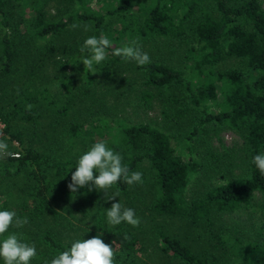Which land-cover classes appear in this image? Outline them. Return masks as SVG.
Here are the masks:
<instances>
[{"label":"trees","instance_id":"trees-1","mask_svg":"<svg viewBox=\"0 0 264 264\" xmlns=\"http://www.w3.org/2000/svg\"><path fill=\"white\" fill-rule=\"evenodd\" d=\"M74 1L78 8H72L69 13L61 11L59 19L49 20L45 11L47 0H0V120L9 141L18 143L9 147L18 157L7 156L3 160L0 191L10 179H22L17 196L13 191L5 193L0 210L15 211L18 218L28 220L22 228L10 227L0 240L9 233H24V227H37L38 233H43L41 239L36 240L32 233L27 236L38 245L44 244L48 254L42 264L50 262L60 252L69 250L72 243L64 244L60 233L50 225L46 229L41 225L48 223L52 215H60L57 211L60 195L71 199L92 192L95 196L92 202L96 204V231L114 248V264H137L138 252L144 251L142 241L127 222L115 226L108 223L107 210L113 203L108 200L109 196L105 198V193L98 192L95 187L89 190V186H85L76 193L68 188L77 166V156L112 131L118 140L107 146L123 157L122 163L130 172L144 160L154 170L156 194L150 201V209L155 214L195 226L204 225L208 240L227 242L226 233H210L214 226L212 214L236 211L256 193L264 194V173L252 162L255 155L264 152L262 0H209L214 3L213 10L202 8L206 0H142L138 13L133 11L137 7L135 0ZM115 18L119 19L113 26L110 22ZM73 24H87L91 36L105 35L111 41L112 47L106 49V58L101 62L104 70L110 69L107 64L125 61L113 54L114 49L123 47V42L134 40L136 36L145 40L168 36L195 42L196 45L186 50L190 76L152 61L144 66L137 65V68L146 75V85L160 89L178 86L186 92L189 101L180 104V96L174 98L167 103L166 115L169 116L172 109L176 116L183 117L192 107H200L204 124L215 122L241 131L248 160L246 176L214 185L197 198L188 200L186 189L201 165L178 153L167 133L148 124L127 126L120 123L115 128L102 118L86 127L85 117L77 116L82 110L74 107L80 96L73 93L71 79L61 77L66 78L62 84L65 91L58 97L49 87L33 84V77L47 69L50 61L59 63L53 59L58 54L81 53L84 42L78 39L75 33L78 28L73 29ZM84 53L90 56L89 52ZM229 58L238 59L241 66L215 68L217 63ZM16 75L21 80H15ZM94 80L92 72L87 70L83 94H89ZM153 98L149 90L140 94L147 105ZM211 105L218 108L211 109ZM49 113L55 114L59 120L57 124L63 125L60 121H64L66 135L63 139L59 137L48 149H41L36 147L37 129ZM80 139H90V143L85 144ZM130 188L121 179L111 190L127 195ZM11 198L19 200L15 210L8 203ZM154 234L159 250L181 264H220L214 254L196 252L177 234L163 230L161 225ZM17 235L23 242L22 235ZM229 245L234 255L247 254L244 264H264L263 248L254 250L253 254L244 246L237 247L235 241Z\"/></svg>","mask_w":264,"mask_h":264},{"label":"rangeland","instance_id":"rangeland-1","mask_svg":"<svg viewBox=\"0 0 264 264\" xmlns=\"http://www.w3.org/2000/svg\"><path fill=\"white\" fill-rule=\"evenodd\" d=\"M142 0H135L137 5L134 12L138 13L139 3ZM264 7V0H262ZM202 8L213 10L214 3L206 0L202 2ZM72 8H78V3L73 0H47L45 11L49 20L60 18L61 11L69 13ZM119 18H115L110 23L114 26ZM75 33L80 41H85L91 36V29L84 30L81 25ZM129 34L126 32V35ZM72 39V37L70 38ZM135 41L142 47V50L149 54L152 62L163 63L182 70L186 75H191V69L186 61V50L196 45L191 39H173L168 36H157L145 40L136 36ZM133 40H126L123 46L130 44ZM88 52V51H87ZM29 56V55H28ZM83 57H88L85 53L58 54L53 59L59 63L50 61V65L43 72L33 77V84L40 87H49L52 94L59 96V93L65 91L63 81L71 79L73 93L77 92L80 97L76 100L75 108L81 109L86 122V127L94 124L97 118L107 120L112 127L117 128L120 123L127 126L148 124L167 133L172 141L176 151L184 157L197 160L200 163L199 173L193 176L186 189V198L188 200L197 198L214 185H219L229 180H241L247 174V158L244 151V138L242 132L224 125L211 122L204 124L202 122V108H194L186 116H176L172 109L169 116L164 113L168 109L167 103L172 102L174 98L180 96V104H186L189 99L186 98V92L181 87L155 88L145 84V74L137 68L134 61L125 60L117 64L109 65V70L101 67L103 64H95L93 68L95 73L90 70L95 78V82L90 84L89 94H83L84 85H86L87 69L82 62ZM241 62L236 58H229L216 64L217 70L227 68H239ZM66 77L65 79L61 78ZM15 80H21L17 75ZM88 85V84H87ZM144 90H149L154 95L150 104H145L140 99V94ZM3 92V91H2ZM1 92V93H2ZM62 96V95H61ZM220 99H222L220 97ZM178 105V104H177ZM211 105V109H216ZM61 120V119H60ZM59 120L55 118L54 113H49L42 118V122L37 129L38 139L36 147L48 149L59 137L62 139L64 133L63 125L57 124ZM3 123L0 125V139L4 140L8 146L18 145L17 142L11 143L9 137L4 133ZM201 132H198V131ZM114 133V132H113ZM116 133H114L115 135ZM87 138V137H86ZM83 143H90V139H80ZM113 137L112 131L106 135L102 141L106 144L117 141ZM85 148L81 155L88 151L91 146ZM79 146V145H78ZM13 151V150H12ZM16 156L18 157L17 152ZM80 155V156H81ZM77 156L76 159H79ZM0 159V169L3 164ZM134 171L141 172L142 183L130 185V192L127 195H118L115 201L120 202L124 207L134 209L136 216L141 223L138 227L131 226L138 234L144 246V251H139V260L137 264H181L178 260L172 259L169 255L159 250L154 233L156 228L161 225L163 230L169 233L177 234L184 242L192 247L198 253L214 254L220 264H244V256L247 254L239 253L234 255L229 242L235 241L236 246L241 249L242 246L248 248L254 254V250L264 249V194L256 193L250 201L243 204L239 209L229 213H213L214 226L210 233H226L227 242L211 241L206 237V227L204 225L195 226L181 219H171L159 216L150 209V201L156 194L155 173L151 165L142 161ZM7 185L0 191V204L5 202V193H15L22 184L21 178H12L6 182ZM103 191L104 190H98ZM92 192H84L73 196L71 199L60 195L57 204V211L60 215L51 216L48 223L41 227L46 229L49 225L61 234V240L64 244L73 243L76 240L90 239L101 234L96 231L95 211L96 204L92 202L95 196ZM115 192L107 190L105 198L111 197ZM30 200V198H29ZM18 198L8 199L9 205L15 210L18 204ZM37 227H24L22 235L23 242L35 245L37 255L30 264H42L47 257V250L44 244L32 241L27 233L35 235V239H41L42 234L38 233ZM218 243V245H215ZM248 262V261H247ZM0 264H4L0 258ZM249 264V263H247Z\"/></svg>","mask_w":264,"mask_h":264},{"label":"clouds","instance_id":"clouds-1","mask_svg":"<svg viewBox=\"0 0 264 264\" xmlns=\"http://www.w3.org/2000/svg\"><path fill=\"white\" fill-rule=\"evenodd\" d=\"M79 27H81L79 24L72 25L73 29ZM84 30H90V26L85 24ZM110 47H112L111 41L105 35L88 37L80 48L81 53L85 51L90 53V56L82 58L85 69L95 73L94 63H101L106 58V49ZM113 54L125 60L134 61L138 66L151 62L149 54L144 52L135 40L128 45L115 48ZM16 155L10 152L8 144L0 139V159ZM122 160L123 157L110 149L105 142H96L79 157L75 171L71 175V182L68 184L69 190L76 193L79 188L89 186V190L95 187L104 190L106 195L107 190L121 179L128 185L142 183L143 174L138 171L130 172ZM252 162L261 173H264V152L255 155ZM116 197L118 193L113 194L108 200L115 201ZM107 220L114 226L127 222L133 227H138L141 223L134 209L124 207L120 202L111 203V207L107 210ZM27 223V218H18L15 211L0 210V236H4L13 225L22 228ZM36 255L35 245L22 242L14 232L0 240V258L3 259L4 264H30ZM114 261V248L106 244L100 236H95L74 241L69 250L60 252L45 264H114Z\"/></svg>","mask_w":264,"mask_h":264},{"label":"built area","instance_id":"built-area-1","mask_svg":"<svg viewBox=\"0 0 264 264\" xmlns=\"http://www.w3.org/2000/svg\"><path fill=\"white\" fill-rule=\"evenodd\" d=\"M2 124L1 120H0V125Z\"/></svg>","mask_w":264,"mask_h":264}]
</instances>
